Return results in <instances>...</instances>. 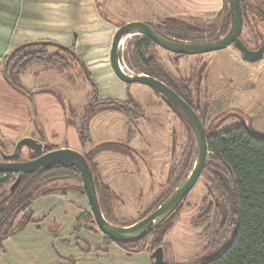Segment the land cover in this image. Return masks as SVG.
<instances>
[{
    "label": "rangeland",
    "instance_id": "1",
    "mask_svg": "<svg viewBox=\"0 0 264 264\" xmlns=\"http://www.w3.org/2000/svg\"><path fill=\"white\" fill-rule=\"evenodd\" d=\"M94 1L102 25L96 28V32L93 35L91 33V36H95L99 44L106 43L103 40L107 37V46L103 51L107 55L102 60L93 61H97L96 64L107 63L111 76L105 77V81L115 89L123 86L128 88V92L142 105L145 112L143 118L131 122L132 126H128L129 119L118 111L120 116L116 115L117 119L108 116L107 112L112 110L99 111L90 121L92 137L98 142L102 139L126 142L124 137L129 129L135 131L133 137L137 138L138 148L129 154L111 150L118 154L116 155L118 160L122 158L124 161V167L115 168L113 172L117 181L127 182V186L123 188L125 198L123 200L121 198L123 196L116 192L113 194L111 187L110 192L104 194L108 201L112 223L124 226L139 220L156 203L162 201L179 186L194 163L196 142L188 123L152 88L139 83H124L115 75L107 52L111 48L113 35L120 26L130 21L163 22L171 18L196 27V31L189 33L191 40L221 38L229 31V29L224 30L228 24L225 21L228 3L227 0ZM245 2L247 7L264 19V0H245ZM250 11L249 14L244 15L241 37L251 49H256L260 39ZM259 23L260 27L264 25L263 22ZM181 28L161 30L169 37L178 39L184 29ZM139 36L141 35L129 34L120 44L123 67L132 74L139 72L134 58ZM50 51H57V48L51 47ZM150 54H154L156 62L172 83L177 85L184 83L188 78H192L193 74L199 77L198 86L195 87L194 84L191 86L193 91L190 90V98L202 116L206 128H210L213 122L218 123L214 131L245 123L259 135L264 136V57L256 62L246 61L235 45L202 55L177 57L175 53L154 44L144 51L145 57ZM4 60L5 58L0 59L1 73ZM102 70L104 69H100L99 72ZM1 73L0 98L4 103L0 108L3 114L1 117L5 121L0 124V131L6 139L11 136V139L17 140L22 138V135H31L34 132L32 129L35 130L36 127L33 123L30 128H25L8 119L7 104L16 102L13 101V96H17L16 94H22L33 110L35 104L29 99L35 90L53 89L64 103L69 120L76 121L82 118L83 107L91 94V85L86 79L82 62L71 61L67 70L34 65L21 77V91L9 86ZM90 73L94 74V72ZM71 106L78 117L71 115ZM125 129V134L121 136ZM165 139L169 144L168 150L163 149L166 148L165 144H162ZM85 149L74 150L83 153ZM23 155L27 157L25 149ZM96 157L98 158V155L93 158V162L99 187H102L106 184L104 167L115 160L107 155L99 165L95 161ZM210 178L208 173H202L164 237L166 264H185L206 247L208 234H212V229L207 233L204 230L207 231L208 224L203 223V226H199L197 223H202L200 217L213 201V197L210 196L212 189ZM10 179L11 182L0 189V196L9 190L15 178L11 176ZM149 182L153 185L150 190L146 186ZM54 186H60L61 189L58 191L64 193H49L32 203V221L3 241L2 247L0 246L2 252L0 264H152V253L149 248L129 252L117 243L108 241L104 233L99 228H95L97 225L94 217L80 218L84 212L90 215L92 211L86 195L81 192L83 182L78 170L69 174L67 178L51 180L39 190ZM146 190L148 192L144 193ZM141 191L142 194L139 195ZM151 192L155 195L152 198H150ZM81 195L85 198L84 201ZM145 195L148 201L149 199L153 201H146ZM26 214L27 210L21 212L13 226H17Z\"/></svg>",
    "mask_w": 264,
    "mask_h": 264
},
{
    "label": "trees",
    "instance_id": "2",
    "mask_svg": "<svg viewBox=\"0 0 264 264\" xmlns=\"http://www.w3.org/2000/svg\"><path fill=\"white\" fill-rule=\"evenodd\" d=\"M242 6L244 15L249 14L248 11L251 9L247 7L245 0H242ZM226 9L227 16L225 21L228 24L224 29L225 31L230 28L231 23L230 9L227 5ZM250 14L257 26L255 30L260 39L259 44L256 46V49H258L264 41V25L262 27L259 26V22L264 23V19L253 10L250 11ZM153 22L154 28L167 37L169 36L161 30L162 28L182 29L181 27H183L184 29L181 31V35L178 36V39H175L178 41L206 42L220 38L212 37L208 40H191L189 39V33L194 30L196 31V27L192 25L171 18L163 22ZM138 39L139 44L136 45L134 52V58L139 67V72L137 73H146L168 84L195 109L205 125L195 103L190 98L191 86L192 84L195 87L198 86L200 82L199 77L193 74L192 78H188L184 83L181 82L178 85L172 83L156 62L154 54H150L147 57L144 55V51L155 43L145 35L139 36ZM51 47H56L57 51H50ZM181 56L184 55H177V57ZM121 59L123 63L122 54ZM71 61L82 62L86 79L91 85L90 98L83 107L82 118L71 121L76 126L80 140L86 148L83 154L88 160L93 172L104 216L112 222L108 201H106L104 196L111 189L106 184L99 187L93 158L105 150H117L127 154L131 153L134 149L130 146V141L135 132L129 129L127 142L108 141L94 144L90 135L89 123L97 112L104 110H115L122 113L131 122L138 121L145 116L142 105L129 92L125 100L100 99L98 87L92 79L85 62L76 54L74 44L65 46L56 42L40 41L19 45L12 49L5 57L2 74L10 86L21 91V77L27 73L30 67L34 65H45L47 67L67 70ZM50 91L55 92L59 97V94L55 90L52 89ZM168 105L190 126L187 117L177 107ZM70 113H72V116L78 117L72 106L70 107ZM217 124L213 122L210 128H206L205 126L206 136L209 142V152L203 173L206 172L211 177L210 185L212 189L210 196L213 197V201L209 203L206 211L200 217L202 223H197L199 226L207 223V231H204L208 233L212 229V234H208V242L202 252L185 264H264V136L259 135L245 123L236 124L220 131H214ZM50 149H57V147L50 145ZM195 154L196 147H194ZM192 165L185 177L191 170ZM74 171H77V169L64 163L45 167L32 174L24 175L21 183L14 192L7 190L0 196V203L2 205L0 206L1 247L5 239L32 221L31 206L34 200L40 196H45L61 189L60 186L45 188L43 190H39V188L53 179L67 178ZM10 181L11 179L4 180L0 189ZM81 192L85 194L84 188L81 189ZM162 201L156 203L141 218L147 216L157 208ZM183 202L168 219L140 238L131 241H116L109 237H106V239L117 243L129 252L142 251L149 248L152 253L157 247L163 246L164 237L175 222L176 214L180 210ZM24 210H27V214L14 227L13 225L17 216ZM84 216L94 217L93 214L88 215L84 212L80 218ZM95 228L98 229V226ZM1 254L2 252H0V257ZM152 264H154L153 258ZM164 264L166 263L164 262Z\"/></svg>",
    "mask_w": 264,
    "mask_h": 264
},
{
    "label": "crops",
    "instance_id": "3",
    "mask_svg": "<svg viewBox=\"0 0 264 264\" xmlns=\"http://www.w3.org/2000/svg\"><path fill=\"white\" fill-rule=\"evenodd\" d=\"M101 25L102 22L98 15L94 0H0V59L5 58L15 47L29 42L51 41L65 46L74 44L76 54L85 62L89 73L94 72V74H92L94 79L91 73L90 75L98 87L100 99L125 100L127 98L128 88H125V86L119 89L112 88L110 84L105 81V77L111 76L107 63H101L99 61L100 63L96 64L97 61H93L94 59L102 60L105 58V55H107L103 53L107 46V37L103 40V42L106 41V43L99 44L96 37L91 36V33L93 35L94 32H96V28L101 27ZM107 52H109V56L110 50ZM102 68L104 70L99 72ZM0 78H2L1 75ZM115 90L118 92H114ZM16 95L17 96H13V101L16 102L7 104V106H9L7 116L11 122H16L25 128H30V126L35 123L36 127L35 130L32 129V131H34L32 134H36L38 137L42 136L47 143L58 148L66 146L77 150L85 148L80 140L76 126L69 120L64 103L55 92H35L29 99L33 100L35 104L33 110H31V107L27 103L28 100H26L22 94ZM3 103L4 102H2L0 98V107H3ZM107 113H109L108 116H114L115 119H117L116 115L120 116V114H122L120 112H118L120 113L118 114L115 110ZM97 114L98 112L95 115ZM1 116H3L2 108H0V124L5 121ZM129 121L128 126H132L133 123ZM125 132L126 129L121 136H123ZM127 133L128 134H125L124 137V141L126 142L129 131ZM90 135L94 144L108 142L103 141V139L99 140L101 142L95 141L92 137L93 134L91 130ZM110 141L116 140H109V142ZM130 142V146L133 149L138 148L136 146L137 138L135 136ZM162 144L166 146V148L163 149L168 150L169 144L166 139ZM97 155L98 158L96 157L95 161L99 163V165L107 155H110V158L115 160V162H110L104 167V182L112 188L114 194L116 192L122 195L123 197L121 198L124 200L125 191L123 188L127 186V182L121 179V181H117L113 172L115 168L124 167L123 159L120 158V160H118V154L111 150L102 151ZM106 167H108V169H106ZM146 186L149 190L153 188L151 182L146 184ZM147 190L144 193H147ZM63 193L64 191H56L51 194ZM140 194H142V191L139 195ZM146 196L147 195H145V199L148 201ZM154 196L155 195L151 192L150 198ZM81 197L84 201L85 198L83 195H81ZM149 201L152 202L153 200L149 199Z\"/></svg>",
    "mask_w": 264,
    "mask_h": 264
},
{
    "label": "water",
    "instance_id": "4",
    "mask_svg": "<svg viewBox=\"0 0 264 264\" xmlns=\"http://www.w3.org/2000/svg\"><path fill=\"white\" fill-rule=\"evenodd\" d=\"M227 3L231 16L230 28L223 37L217 40L206 42L178 41L163 35L154 28L153 21H130L120 26L113 35L109 60L115 75L127 84L139 83L152 88L168 104L177 107L187 117L195 137L196 154L191 170L179 186L157 208L130 225L121 226L110 222L102 211L94 175L88 160L83 153L69 147L51 150L33 160L0 163V173H18V177L11 189L15 190L20 184L23 174L32 173L43 167L64 163L79 171L95 222L106 237L116 241L135 240L151 232L168 219L192 191L203 173L209 152L206 128L195 109L168 84L146 73L132 74L126 71L122 64L120 44L123 38L129 34L145 35L156 45L176 55L184 56L202 55L235 45L239 48L246 61H258L264 57V41L258 49H251L246 44L241 37L244 27L242 0H227ZM50 90L52 89H36L35 92ZM22 145H27L37 152H42V150L37 149V146H41L40 141L34 138H23L18 143V147ZM151 256L154 259V264H164L163 246L157 247Z\"/></svg>",
    "mask_w": 264,
    "mask_h": 264
},
{
    "label": "flooded vegetation",
    "instance_id": "5",
    "mask_svg": "<svg viewBox=\"0 0 264 264\" xmlns=\"http://www.w3.org/2000/svg\"><path fill=\"white\" fill-rule=\"evenodd\" d=\"M255 48H257V47H255ZM26 137H31V138H34L36 140H39L41 146H37V149L42 150V152H37L36 150L29 148L27 145H22V146L18 147V143L20 142V140H22L23 138H26ZM7 138L8 139H6L5 136L3 135V133H1V131H0V163H2V162H21V161L33 160V159L41 156L42 154H45L51 150H54V149H50L51 144L47 143L42 136L38 137L36 134L23 135L22 138L17 139V140L11 139V136L7 137ZM24 149L27 151V157H24V155H23ZM43 168H45V167H43ZM43 168H40V169H43ZM40 169H37V170H40ZM36 171H34V172H36ZM34 172H32V173H34ZM32 173H28V174H32ZM24 175H26V174H23L22 177ZM11 176H14L15 179L10 184L8 191L14 192L19 185L15 188V190H12L11 188H12V185L14 184V182L16 181V179L18 177V173H0V187L3 185V181L6 179H10ZM0 206H2L1 203H0Z\"/></svg>",
    "mask_w": 264,
    "mask_h": 264
}]
</instances>
